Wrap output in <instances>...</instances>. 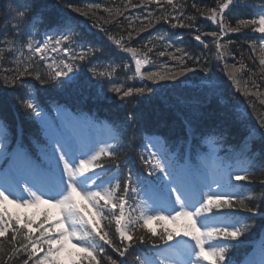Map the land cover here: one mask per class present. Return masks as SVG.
Instances as JSON below:
<instances>
[{"label": "snow or ice", "instance_id": "6c2138e0", "mask_svg": "<svg viewBox=\"0 0 264 264\" xmlns=\"http://www.w3.org/2000/svg\"><path fill=\"white\" fill-rule=\"evenodd\" d=\"M153 2L159 5L161 0H140V6L146 9ZM165 2L171 5L173 9L177 8L174 0H165ZM238 2L239 0H215L216 7L210 9L211 14L208 19L221 25L219 33H211L221 58L225 53L219 52L224 47L219 43V36L224 32H239L241 28H251L252 31L260 33L262 50H264V14H259L258 18L240 19L235 28L223 27L226 10L230 11L231 6ZM128 3H131V0H128ZM136 6L133 5V7ZM193 6L195 7V5ZM69 7L71 6L69 5ZM183 7V5L179 6L180 12L174 17L177 24H173V27L177 25L181 27L188 26L180 23ZM13 11V19H27L31 12V6L26 2L23 9L18 7L15 10H10V15ZM75 11L84 17L92 18L93 27L103 31L107 39L121 50L130 53L132 57L138 55L137 49L125 47V43L133 39V32L129 31L127 38L121 36L117 39L109 35V30L104 28V25L109 21L80 8H76ZM105 11L111 13L112 10L105 9ZM120 14L122 13L117 10V15ZM145 19L147 23L135 33L136 35L153 27V20L156 23H159L162 19L168 22L169 17L167 14L154 16L149 13ZM10 27L14 32L19 31V24L17 23L10 24ZM71 31L72 25L69 23L64 34L58 37L48 35L42 43L34 45L29 42L27 44L29 52L32 55L40 54L41 60H46L49 52L67 54L68 58L66 60H61L59 63L53 60L52 63L47 64L49 69L47 79L42 78L39 72L35 73L36 79L41 84L49 81L58 83L75 82L77 74L74 69L79 67L80 62H85L94 55L93 49L90 47L80 46L79 51L72 47L76 43V39L70 34ZM195 39L201 41V36L197 35ZM50 41L53 43L50 44ZM251 46L255 50L256 41H253ZM176 51L180 52L182 50L177 49ZM2 54L3 49H0V55ZM165 54V52H159L160 56ZM168 55L179 62V71L171 70L168 75L149 72L144 74L148 80L153 82H156L157 78L175 80L178 76L193 70L186 66V61L182 56H175L172 53H168ZM188 59L193 60V63L200 64V57L188 56ZM260 63L264 65V57L260 59ZM141 64L140 59L135 60V71L137 73H140ZM200 67L202 71H207V68H204L203 65H200ZM32 74L28 69L17 71L11 77L5 76L2 82L5 86H15L21 83V77ZM144 75L141 76V79L144 78ZM229 75L235 81L233 73L230 72ZM107 76H111V73L97 72L95 68H92L88 78L91 80V77ZM235 82L237 85L239 84L238 81ZM110 90L120 95L122 101L127 100L133 94V88L131 87L122 91L120 86L113 85ZM134 91L137 95L142 96L150 93L152 89L145 85L135 88ZM245 94H247L246 89ZM24 106L35 113L37 117L40 115L37 110L38 105L31 100ZM134 118L133 114L128 116L129 121L134 120ZM75 119L77 117H72L69 114V122ZM259 126L261 135L264 136V118H260ZM188 127L190 128L191 125H188ZM21 140L22 135L18 136L17 147L10 154L8 153L9 144L0 141V162L7 155H10V169L13 167L34 169L36 168L35 161L20 146ZM50 143L51 155L47 158V162L50 168H59L61 173V182L51 198L46 199L45 193L39 188L34 190V187L28 183L22 185L19 194L10 192L7 188L0 186V238H4L8 242L7 251H5L4 240H0V264H15L17 261L19 264H64L63 257H66L67 264H102V258L106 255L105 248L108 246L115 253H118L119 257H125L129 249L137 243H152L153 246H158L151 238L146 241L144 235L134 236L133 233L137 225L145 229L147 233H151L152 236L158 237L164 244H167L174 236L180 235V232L163 226H161L162 231L157 232L156 228L150 227V222L153 220L157 222L171 220L182 230L184 236L190 237L195 242L194 255L197 259L192 264H201V261H206L207 264H226L233 242H238L248 231V228L245 226L242 229L235 225L216 226L211 221L214 217H219L225 212L247 211L255 214L257 211L255 207H248L243 204L236 194L220 190L222 186L215 181H213L215 189L208 186V191H201L198 200H192L191 196L184 190V186L189 182L193 170L190 150H186L183 162L165 151L158 150L147 152L146 159L144 154L141 155L140 158L146 168L145 175L149 178L155 177L166 187L169 196L173 197V204L179 205V210L168 216L160 212L157 215H145L142 218L137 217L133 220L131 215L126 216L125 209L129 206L127 197L138 194V189L135 187L139 183L138 179L129 169L126 176L123 177V185L117 179L115 187H105L102 177L97 172V169H103L104 165L93 163L98 160V157L105 154L109 160L116 163L114 151L101 149L95 155H92L90 159H79L78 167H74L75 161L69 162L71 157H69L68 141L57 134L51 138ZM119 166V163H116V167ZM231 179L246 181L248 177L235 175ZM81 199L86 203L82 204ZM6 203L14 204L18 208H32L47 204L57 211L53 213L51 209H44L43 212L25 213L21 218L19 214L10 212L5 206ZM189 208L191 210H188ZM106 212L107 216H105ZM37 216H40L39 220H37ZM101 221L106 222L104 226H101ZM113 222L116 239L110 238L108 231L105 230V228H112ZM34 225L35 227H33ZM72 241H75V243L69 248L68 244ZM206 241L214 243H206ZM5 256L7 259H5ZM107 261L110 264H118L117 260L111 256L107 257ZM141 264H145V262L141 261Z\"/></svg>", "mask_w": 264, "mask_h": 264}, {"label": "trees", "instance_id": "16d2710c", "mask_svg": "<svg viewBox=\"0 0 264 264\" xmlns=\"http://www.w3.org/2000/svg\"><path fill=\"white\" fill-rule=\"evenodd\" d=\"M36 1L40 2L41 0ZM45 1L52 3L51 9H56L55 7H58V9L60 8V10H63L68 15L75 16L76 18L84 17L75 11L76 8L90 11L96 16L103 17L104 20L109 21V23L104 25V28L109 30V35L117 39L121 36L127 37L128 32L131 31V28L128 26L131 22L135 23V21H138L142 24L140 27L142 28L144 24L147 23L145 17H147L149 13H152L154 16H159L163 13V10L158 11L153 3L149 4L145 9L143 6H140V0H131V3H128V0H101L103 3L102 6H98L96 0ZM184 1L185 2L179 4V6H184L180 21L182 24L188 26L182 27L183 31L177 34L180 35L179 40L172 37L171 40L173 41H170L168 44L167 39L165 38L162 40L160 36H157L158 34H153L156 36L155 39H152L153 37L150 36L147 38L146 35L139 37L140 34L135 35L134 33H136V30L132 29L131 32H133V36H135L130 42H126L125 44H132L137 38L133 46V48L137 49V52L141 53V50L145 53L146 48L150 47L149 49H151V51L148 49L147 55L151 62L159 63L163 67L170 65L174 69H178L175 66L177 65L176 60L172 59L168 53H172L175 56L181 53L183 59L186 61V66L189 69H193L185 73L186 77L188 74V79L186 80L196 81L200 75L205 73V71L201 70L200 65L207 68L206 72L217 69L214 59L212 60L210 57L213 54V49L210 48L207 50L205 47L195 45L192 39L193 29L198 27L203 15L210 11L211 8L215 7L216 3L215 0ZM257 2L258 0H239V2L232 5V7L243 11L244 15L249 16L250 9L253 8ZM111 4L113 7L110 8L112 11L109 13L105 11V9H108V5ZM69 5L71 7H69ZM133 5L137 6L133 7ZM193 5H195V7ZM4 9L5 7H3V10H0V12H6ZM117 10L122 14L117 15ZM55 11L56 10H51L50 12L54 13ZM201 13H203V15H201ZM86 20L93 23V19L90 17H86ZM173 21H175V19H173ZM163 24L169 25L170 21L166 22L162 19L159 23H156L155 20H153L154 26L145 31L160 33ZM244 30L245 28H241L239 32L234 33L232 36V43L235 48L231 49L233 50L231 55L234 60L231 67L238 68L243 76L245 66L253 69L252 71L249 70L250 74L248 76L245 74L246 78L243 79V85H245L243 87H246L247 94H245V89L241 91L240 94L237 92L227 94L228 102L224 105L215 106V102H212V100L207 101V97L209 96L203 93L199 94L193 87L175 88V85L179 84L178 81L181 80V78L175 81H164V83L153 82L152 80L146 81V79L140 81L137 79L130 84V87L133 88V94L125 101H122L120 96L112 91H110L111 94L109 92H104L102 95H99V89L92 83L93 81L99 83L98 78L91 77V80L88 78L92 68H95L97 72H110L111 76L107 77H115L121 81L130 68L127 66L128 59L124 51H121L118 46L112 41H109L103 31L98 29L97 32L101 34L105 41L97 46L96 50L93 51V56L88 58L85 62H80L78 67L80 72L75 82L58 83L56 81H49L48 83L41 84L40 81L36 79L35 73L39 72L42 78L47 79V72L49 70H44L41 66H34L26 60H22V62H28L30 64H21L18 68L10 67L8 70L0 69V115L4 118L3 121L12 134L17 125L21 128L23 138L26 140L36 133V125L30 117L29 109L24 106L26 104V97L28 96L26 89L27 84L35 85L38 91L37 96L41 102L51 100L63 102L71 100L73 103H76L77 106L81 104L85 107H92L91 109H97L95 111L99 110L110 115L111 112L114 113V111L118 112V110H120L124 119H126V117L128 118L130 114H133L135 118L130 123L125 122L126 120L123 119L117 123L122 126V131H125L123 133L124 146L114 152L116 163H119L120 166L118 168L120 169L127 167L129 160L133 159L137 161L136 148L137 142H140L141 133L147 130H153L157 128V126H165L169 130V133L164 134V136L170 141L172 140L171 137H174L175 134L183 133L184 122L189 123L193 130L198 131L219 124L229 132L231 144H233L236 149H241L246 145L243 143L245 139L242 135L245 134V131L242 130L244 123L239 121L238 116L245 112V114L254 117L259 125L260 118H264V77L249 50L248 46L252 44V42H246V34L243 33ZM9 31V21L0 13V44L8 35ZM171 46L174 49H171ZM177 49H181L182 51L177 52ZM159 52H165L166 54L160 56ZM185 53H187V55H185ZM2 55L5 58L10 54L3 50ZM188 56H192L193 58L200 57V64L193 63V60H189ZM25 69H28V71L33 74L21 77V83L15 86H5L3 84L2 81L5 76L11 77L15 75L17 71H24ZM220 70L219 68V71ZM259 84L261 89L256 90ZM145 85L151 88L152 91L142 96L137 95L134 91L135 88ZM120 87L122 91L127 90L123 84H121ZM205 100L206 102L204 103ZM137 103H139V105ZM135 110L139 112L137 113ZM134 138L136 139L135 141ZM252 149L257 151L256 147L252 146ZM230 154L233 155L234 152ZM102 163L107 166H116V163L108 158H104ZM247 177L248 179L246 181H240L241 189L243 188L246 190L247 194H244V196L240 194L238 198L248 207H255L257 211L255 214L247 211L235 212L238 218L242 220V229L245 226L248 228V231L241 238L249 242L264 230V169L259 172H254ZM105 230L108 231L110 238H117L114 236V223L112 228H105ZM157 232H159V230H157ZM133 235H144L146 241H149L151 238L157 245L163 243L158 237L152 236L151 233H147L145 229L140 227L136 228ZM0 240H4V238H0ZM4 244L5 251H7V240H4ZM154 247L152 243H137L129 249L124 258H121L118 253H115L114 250L108 246V249L106 248L108 252L102 258V264H110V262L107 261L108 256L117 260L118 264H134L133 262L135 260V255H137V251L146 250V252H151L149 250ZM235 249V255H237V252H241L240 247H235ZM5 259H7L6 256ZM15 264H19V262L17 261Z\"/></svg>", "mask_w": 264, "mask_h": 264}, {"label": "rangeland", "instance_id": "374dc122", "mask_svg": "<svg viewBox=\"0 0 264 264\" xmlns=\"http://www.w3.org/2000/svg\"><path fill=\"white\" fill-rule=\"evenodd\" d=\"M51 43H53V42L50 41V44H51ZM67 58H68V57H67V54H64L63 52H49V53H47V59H46V60H47L49 63H52L53 60H54L56 63H59L61 60H66ZM142 66H143V65L141 64V67H142ZM236 69H238V68H236ZM70 75H72V74H70ZM57 115H58V119H59L58 123H59L63 128L66 129V132H65V133H66V137H68V144H69V149H68V151H69V157H71V159H70L69 162L72 163L73 161H75V164H74L73 166H74V167H78V161H79V159H90V158H91L89 152L84 151V144H85L86 142H88V141H87V138H84V137H85V136H88L87 133H86V131H87V124H88L89 122L86 120V121L84 122L85 125H83L82 122H79L80 120H77V119H75V120L69 122V116H68L67 114L64 115L63 112L60 111V110H57ZM41 118H43V115H41ZM71 126H74V127H71ZM47 129L50 130L49 136H50L51 138H52L53 136L59 134V132L55 129L54 122H52V124L47 123ZM80 134H83V135H84V137H83L84 139L81 140V142L78 143V142L76 141V137H74V136H76V135H80ZM1 135H2V134H0V138H1ZM95 138H96V139H103V140L105 141L106 138H107V135H106L105 133L102 132V133H100V134H97V135L95 136ZM101 143H102V142H101ZM101 143H100V144H101ZM105 148H106V147H105ZM94 150H99V149L96 148V147H94V148L92 149V152H91V153H93ZM100 150H101V149H100ZM100 150H99V151H100ZM158 150H160L159 146H158V145L156 146V145L153 144V145H152V152H156V151H158ZM160 151H161V150H160ZM75 156L78 157V161L75 160V159H76ZM200 174L205 176L204 178H202V177H200V175H199V179L201 180L202 183H204L203 186L201 185V189H202L203 192H207V191H208V186H209V185H205V182L208 181V180H212V183H213V181L215 180V179H214V176H213L212 174L209 175V173H208V171H207L206 169H203V170L201 171ZM113 179H114V178H113ZM226 180L228 181V179H224L223 182H225ZM219 181H221V180H218L217 183H218ZM45 198L48 199V198H51V197H49V196H45ZM193 200H196V199H193ZM81 203L84 204V203H86V201H84V200L81 199ZM5 206H6V207L9 209V211L12 212L13 214H19V215L21 216V218H23V215H24L25 213H29V214H30V213H33V212H41V211H43L44 209H51V210L53 211V213H55V212L57 211L56 209H52V206H51V205H47V204H41V205H39L38 207H32V208H18L16 205L11 204V203H6ZM147 210H148V211L145 212L144 216H145V215H152V214H151L152 212H155L154 215H157L158 213L161 212V211H159V210L157 209V207H156L155 205H153L152 207H149ZM188 210H191V209H188ZM162 213H166V214H168V215H171V213H168L167 211H163ZM155 222H156L155 220L151 221V222H150V227H154L155 224H156ZM164 222H165V226H167V227H170V226H171V227H174V228L180 230V231H179V232H180V235H179L180 239H184L185 242H186L187 240L191 242L192 246L186 248V250H187V251H186V257H187L188 261L190 260V258H191V260H192L193 258L196 260L197 258H196L195 255H194V245H195V242L192 241L190 237L184 236L183 233H182V230L179 229V228L177 227V225L174 224L171 220H164ZM225 222H227L226 225H234V224H233L232 222H230L229 220H227V221H225ZM211 223H212V222H211ZM74 243H75V241H72L71 243L68 244V247L71 248V247H72V244H74ZM186 243H187V242H186ZM206 243H214V242H212V241H206ZM62 259H64V264H67V259H66V257H63ZM195 260H194V261H195ZM170 264H173V263H170ZM201 264H207V262H206V261H201Z\"/></svg>", "mask_w": 264, "mask_h": 264}]
</instances>
